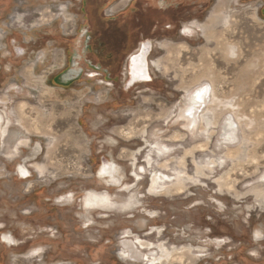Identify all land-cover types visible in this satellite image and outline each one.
I'll use <instances>...</instances> for the list:
<instances>
[{
    "label": "rangeland",
    "instance_id": "obj_1",
    "mask_svg": "<svg viewBox=\"0 0 264 264\" xmlns=\"http://www.w3.org/2000/svg\"><path fill=\"white\" fill-rule=\"evenodd\" d=\"M67 1L0 0V264H264V0H142L154 34L139 81L137 49L118 74L96 70ZM200 73L237 114L180 117ZM90 192L111 205L85 207Z\"/></svg>",
    "mask_w": 264,
    "mask_h": 264
},
{
    "label": "flooded vegetation",
    "instance_id": "obj_2",
    "mask_svg": "<svg viewBox=\"0 0 264 264\" xmlns=\"http://www.w3.org/2000/svg\"><path fill=\"white\" fill-rule=\"evenodd\" d=\"M115 1L119 2L117 5L120 3L123 5L124 2H126V4H124L123 8L121 9L118 7L113 8ZM147 1L149 2L150 0ZM2 3L3 5L7 4L8 0H2ZM66 4H74L79 7L78 10L81 21L85 24V28L82 30V32H80L79 38L81 39V45H83V51L85 54L90 60L96 61V70L104 67L110 69L111 73H113L115 69L114 74H118L120 70V62L123 60V57L127 56V54H130L134 49H137L135 53L128 55L127 59L130 63L134 55L137 54L138 49H140V44L147 43L146 38L154 34V27L151 25V21L154 19L145 17V15L142 14V10L140 9L141 4H143L142 0H68ZM130 6L133 7V9H130ZM148 7H150V4ZM158 10L164 14V17L167 15H172L170 6H167L164 9L160 8ZM148 24H150L151 27L148 26ZM129 69H131V67ZM146 76L148 77V75ZM139 80L140 79H137V81ZM129 84L131 83L129 82ZM132 87L134 86L132 85L131 88ZM4 107H6V105H4ZM6 118L10 119L8 115H6ZM6 118L3 120L0 115V145L1 141L4 140V137L6 136L10 126H7ZM16 122L21 123V121ZM20 127L23 128V124H20ZM18 141L19 142L16 144H12L14 152L18 151L20 148L19 146L27 145V141L21 137L18 138ZM19 167L23 166L19 165L18 168ZM18 168L17 170L20 180H27L30 178V172L25 167H23V171H28V173L25 175L20 173V169ZM91 193L92 192L85 196V207H103L105 204L96 205V203L91 200ZM98 210L101 209L98 208ZM125 245L126 244L124 243L123 254L126 257L134 260L140 257H131L130 253H127L128 248H126ZM187 252L190 253V251Z\"/></svg>",
    "mask_w": 264,
    "mask_h": 264
},
{
    "label": "bare ground",
    "instance_id": "obj_3",
    "mask_svg": "<svg viewBox=\"0 0 264 264\" xmlns=\"http://www.w3.org/2000/svg\"><path fill=\"white\" fill-rule=\"evenodd\" d=\"M183 32H184V35H187V34H189V33H191L192 31L188 28V27H185L184 29H183ZM227 44V43H226ZM226 46H228L227 47V49H225V50H227V51H225V50H223L224 52H225V54H227V55H230V56H234L235 55V46L234 45H232V44H228V45H225L224 47H226ZM144 48H146V46L145 45H143V46H141V48H140V50L141 49H144ZM139 50V52L138 53H140L141 52V55H139L138 54V56L137 55H134V57H133V60H134V58L136 59L135 60V62L132 60V62H131V73H134V72H136V76H135V78L136 79H143V78H145L146 77V72H145V70L147 71V56H143V54H145L143 51H140ZM259 52V51H258ZM264 53V52H263ZM257 55V54H256ZM257 57V56H256ZM255 57V58H256ZM258 60V59H257ZM259 60H260V58H259ZM136 62H137V64H136ZM249 62V61H248ZM263 62V61H262ZM228 63V62H227ZM244 63V62H243ZM226 64V63H225ZM233 64H235V63H233ZM256 64V63H255ZM258 64V63H257ZM249 65V64H248ZM246 66H247V64H246ZM252 66V65H251ZM257 66V65H256ZM210 68H208V69H206V70H209ZM245 69V68H244ZM212 70V69H211ZM210 70V71H211ZM239 70V69H238ZM248 70V69H247ZM250 70H251V68H250ZM213 71V70H212ZM243 71H245V70H243ZM215 72V71H214ZM237 72H239V71H237ZM248 72H249V70H248ZM148 73V72H147ZM207 73V72H206ZM211 75H212V73H210ZM214 74V73H213ZM216 74V73H215ZM250 74V73H249ZM208 76H209V73L208 74H199V76H196V78H197V84H196V86L195 87H193V88H191V89H187V90H189L187 93H186V95H185V99H184V104H183V107L181 108V110H180V117L182 118V119H186V120H188L187 122H188V124L190 125V126H196L198 123H199V115L198 114H200V113H202L203 112V110H206V111H209V110H212V111H214L215 112V108H217V107H219V108H223V109H226V108H231V112H233V114H237L236 113V111H235V109H234V107L235 106H237L235 103H234V101H233V103H232V101L231 100H229L228 102H225L226 100H228V99H226L225 101L223 100V99H221V98H219L218 96H217V94H216V90L214 89V87H213V80L212 79H210V78H208ZM214 76V75H213ZM213 76H212V78H213ZM203 77H206L207 78V80L209 79L210 81V85L209 86H207V85H205L204 83H202V82H200V80L203 78ZM263 77V76H262ZM205 79V78H204ZM259 79V78H258ZM231 97V96H230ZM238 103V102H237ZM203 106H205L204 108H203ZM228 112H229V110H227ZM200 112V113H199ZM211 112V111H210ZM241 113V112H240ZM264 114V113H263ZM235 116H237V115H235ZM254 116V115H253ZM242 117H244V116H242ZM7 120H6V122H7V126L8 125H10V124H12V122H11V119H8V118H6ZM235 120H236V118H234ZM256 119V118H255ZM214 120V119H213ZM236 121H238V119L236 120ZM247 121H249L248 123H245V120L244 121H242L243 123H244V126H245V128L247 127V126H250L251 125V123H252V120L249 118ZM254 121H256V120H254ZM258 121V120H257ZM207 124H209L210 123V121H208V119H207ZM263 122H264V120H263ZM16 123H18V125H20V124H22V123H19V122H16ZM237 123V122H236ZM216 124H218V121L215 119L213 122H212V125H216ZM234 124V123H233ZM257 124V123H256ZM262 124V123H261ZM223 125V124H222ZM225 126V125H224ZM241 126H243V125H241ZM260 126V125H259ZM262 126H263V124H262ZM264 127V126H263ZM237 127H233L232 129H229V130H225L224 128L222 129L223 130V134L221 135V134H219V137H220V139H217V146H220V147H222L223 145L224 146H226V145H231V144H233V142L235 141V140H237V134H236V129ZM243 131H244V134L246 133L247 135H250V133L253 131L252 129H251V131H249V132H246L245 131V129H242V133H243ZM241 132V131H240ZM244 139H245V137H244ZM245 141H246V139H245ZM17 142H19L18 141V138L15 140V142L13 143V144H16ZM222 142L224 143V144H222ZM181 162V164H182V161H180ZM108 165H109V163H108ZM18 169H20V173H22L23 175H25L26 173H28V171L26 170H24L23 171V167H19ZM22 171V172H21ZM101 171L105 174V172L103 171V169H101ZM166 178V177H165ZM165 178H162V179H165ZM166 179H168V178H166ZM155 186V184L154 183H152V185H151V189H150V191L151 192H154V189H153V187ZM90 198H91V200L93 201V202H95L96 203V205L97 204H108V201H107V199H106V196L105 195H103V194H98V193H91L90 194ZM101 200H103V201H101ZM101 201V202H100ZM108 205H111V204H108ZM141 244V243H140ZM141 246H143V245H141ZM125 247L126 248H128V251H127V253H130V256L131 257H133V258H136V257H138L139 256V253L138 252H132V249H131V247H130V245H128V244H126L125 245ZM132 252V253H131ZM161 260V259H160Z\"/></svg>",
    "mask_w": 264,
    "mask_h": 264
}]
</instances>
